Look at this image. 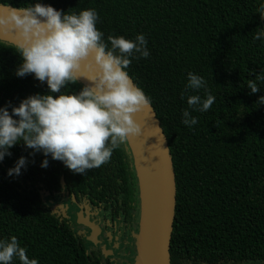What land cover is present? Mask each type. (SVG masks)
Masks as SVG:
<instances>
[{
	"label": "trees",
	"instance_id": "16d2710c",
	"mask_svg": "<svg viewBox=\"0 0 264 264\" xmlns=\"http://www.w3.org/2000/svg\"><path fill=\"white\" fill-rule=\"evenodd\" d=\"M35 2L0 0L13 8ZM39 2L69 13L95 9L105 42L109 35L145 36L150 55L131 58L126 71L150 98L172 160L176 194L170 264H264V101H259L264 79L256 78L264 76V39H253L264 29L258 13L264 0ZM20 64L15 46L0 40V107L9 112L31 95L48 93L47 84L34 75H16ZM189 72L206 81L207 92L186 91ZM249 79L259 92L251 93ZM81 87L70 84L61 92L74 94ZM207 94L216 98L212 107L203 113L189 109L198 122L183 124L187 97L205 99ZM9 151L0 161V240L15 236L38 264H104L109 245L100 241L93 246L97 251L88 252L66 212L48 202L55 203L61 191L86 212L107 214V226L116 216L124 239L135 232L133 222L138 229L139 192L127 144L85 174L23 141ZM22 156L26 167L9 176ZM45 159L48 166L42 167ZM108 257L105 264H112Z\"/></svg>",
	"mask_w": 264,
	"mask_h": 264
},
{
	"label": "clouds",
	"instance_id": "9594fccd",
	"mask_svg": "<svg viewBox=\"0 0 264 264\" xmlns=\"http://www.w3.org/2000/svg\"><path fill=\"white\" fill-rule=\"evenodd\" d=\"M0 32L14 37L16 54L21 60L16 75H34L46 83L47 94H35L22 100L18 107H0V161L10 156L18 142L42 152L45 157L61 161L72 172L85 174L108 163L113 151L127 144L130 138L144 134L135 117L150 109L151 100L136 86L126 69L132 59L147 58L150 53L143 34L135 40L124 36L107 37L96 27L99 19L95 9L77 13L57 10L39 0L21 8L0 6ZM264 19V4L258 9ZM254 40L264 39V29L257 31ZM257 79L264 76L256 75ZM85 81L74 94L62 89ZM251 93L260 91L249 79ZM206 89V81L188 73L187 90ZM55 94V95H53ZM185 93H181L184 99ZM207 94L187 97L188 109L183 110L182 123L191 127L198 121L189 109L207 112L215 103ZM264 101V96L259 98ZM20 157L9 176L19 175L27 165ZM48 166V160L42 162ZM38 264L30 259L27 249L15 236L0 240V264ZM260 264V262H256Z\"/></svg>",
	"mask_w": 264,
	"mask_h": 264
},
{
	"label": "water",
	"instance_id": "95a60500",
	"mask_svg": "<svg viewBox=\"0 0 264 264\" xmlns=\"http://www.w3.org/2000/svg\"><path fill=\"white\" fill-rule=\"evenodd\" d=\"M0 40L14 45L11 34L0 32ZM84 83L80 81V84ZM135 119L142 124L144 134L130 138L127 143L139 192L133 264H170L176 190L167 139L151 105L149 110L138 113ZM86 225L93 228L91 224Z\"/></svg>",
	"mask_w": 264,
	"mask_h": 264
},
{
	"label": "flooded vegetation",
	"instance_id": "af4514ba",
	"mask_svg": "<svg viewBox=\"0 0 264 264\" xmlns=\"http://www.w3.org/2000/svg\"><path fill=\"white\" fill-rule=\"evenodd\" d=\"M56 202L48 200L52 203V206L62 208L67 215L70 222V227L75 230V233L79 236H83L85 244L88 246L87 251H97L96 247H93L100 241H104L108 244V251L102 255V262L105 264L106 257L112 261V264H127L129 260L128 254H125V250L128 248L127 236L124 239L123 234L121 235L118 231V219L110 221L109 216L93 215L92 213L86 212L85 208L81 206V202H72L67 192L61 191L59 195H56ZM83 221V222H81ZM91 224L93 228H89L86 224ZM107 226V227H106ZM128 234V231H127ZM92 249V250H90ZM123 249V253L120 250ZM112 255H109L111 254ZM108 255V256H107ZM106 256V257H105Z\"/></svg>",
	"mask_w": 264,
	"mask_h": 264
},
{
	"label": "rangeland",
	"instance_id": "374dc122",
	"mask_svg": "<svg viewBox=\"0 0 264 264\" xmlns=\"http://www.w3.org/2000/svg\"><path fill=\"white\" fill-rule=\"evenodd\" d=\"M130 228H132V230L134 229L135 232L133 234H131V238L128 240V248L125 250V254L129 255V258L127 260H131L134 257L132 255H134L133 252H135V236L134 235H135L136 230H137V221L133 222ZM122 251H123V249L120 250L121 253H123ZM128 264H129V262H128Z\"/></svg>",
	"mask_w": 264,
	"mask_h": 264
}]
</instances>
